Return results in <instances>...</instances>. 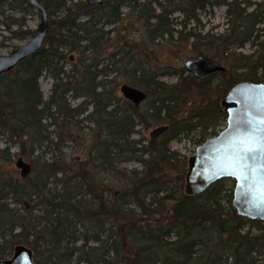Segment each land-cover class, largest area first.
I'll use <instances>...</instances> for the list:
<instances>
[{
	"label": "trees",
	"instance_id": "16d2710c",
	"mask_svg": "<svg viewBox=\"0 0 264 264\" xmlns=\"http://www.w3.org/2000/svg\"><path fill=\"white\" fill-rule=\"evenodd\" d=\"M40 2L50 17L45 46L0 76V137L8 138L0 147V261L23 245L33 251L36 264H264V224L236 214L234 182L223 179L202 194L185 195L188 159L171 148L183 136L195 133L199 146L217 135L216 128L226 122L221 102L227 93L240 82L264 83V3L106 0L91 7L81 0ZM7 4L30 8L28 0H0V25L12 35L22 33L21 38L34 36L23 31L24 18L6 16ZM215 6L226 7L228 27L202 36L201 13ZM122 7L144 21L147 41L193 40L201 54L225 62L228 70L220 73L225 83L184 71L176 84L152 75L145 82L137 53L103 57L109 40L97 26L120 23ZM175 13L182 18L173 19ZM82 17L88 21L80 22ZM247 44L256 48L251 55L237 52ZM64 50L95 57L67 72ZM125 58V67L133 69L131 86L148 95L144 110L108 79ZM43 75L53 79L49 99L40 86ZM71 97L83 101L73 107ZM162 126L168 130L155 140L133 138L139 127ZM51 127L65 134L61 142L73 128L88 129L87 162L75 169L62 158L46 162L38 156L32 166L36 176L22 181L12 169L10 143L17 141L21 154L29 151L34 158L40 149L59 146ZM133 161L141 170L123 166ZM99 173L113 175L114 181L103 185Z\"/></svg>",
	"mask_w": 264,
	"mask_h": 264
},
{
	"label": "rangeland",
	"instance_id": "374dc122",
	"mask_svg": "<svg viewBox=\"0 0 264 264\" xmlns=\"http://www.w3.org/2000/svg\"><path fill=\"white\" fill-rule=\"evenodd\" d=\"M85 1L86 0H81ZM255 4L264 3V0H251ZM255 7L250 9L253 10ZM1 10V9H0ZM3 10L8 17L14 18H24L26 21L25 27H23V31H33L35 32L38 26L41 23V16L40 14L35 11L33 8H29L26 10L25 8L18 7L17 5H10L7 4L3 7ZM97 12L104 14L103 10H97ZM122 20L120 23L116 25H104V21H102L97 28L101 29L103 33L106 34L107 40L109 42L105 46V51L103 57H107L112 53L115 52H131L137 53L139 56L138 59L143 64L145 68L146 75L144 76V81H149V76L152 75L156 77L157 80L160 82H164L166 84H176L179 80V73L184 71L185 75L191 74L186 69V64L188 61L195 60L198 57L202 56L203 54L200 53L198 46L194 45V41L191 40L187 43L183 41H177V36H175L172 40L166 37L163 40L151 42L147 41V35L145 23L143 20L137 18L135 13H132L128 7L121 8ZM98 15V14H97ZM173 19L175 18H182L180 13H175L172 16ZM1 20V18H0ZM87 17H82L80 22H87ZM201 25L198 29L202 36L207 34L208 32H213L214 34H222L227 29V17H226V7L225 6H215L211 9H208L201 13L200 17ZM193 27V24L191 25ZM264 25H261L263 28ZM201 29V30H200ZM13 31H18V27L12 26ZM197 30V32H199ZM199 32V33H200ZM22 33L12 35L9 33L5 28L0 25V56L1 55H9L14 50H16L19 46L26 44V42L32 38L33 36H23L21 38ZM129 44V45H127ZM256 50L252 44H247L244 49H240L237 52L242 53L243 55H251ZM64 54L67 55L65 60V70L70 72L73 67H78L81 64L82 60L88 59V63L91 61L95 55L91 53L81 54L78 52H69L64 50ZM203 56L211 58L213 60L219 61L222 65L228 70V67L225 62L215 59L212 56L204 54ZM126 57V56H125ZM71 58V59H70ZM126 58L123 60V67L120 68V71L111 75L109 80H112L117 83V87L119 90L120 95L123 97L122 93L120 92V87L124 84L132 85L130 74L132 73L133 69L131 67L126 68ZM107 62H104L100 65L98 69H104ZM241 72V71H240ZM76 78L78 73H70ZM234 74V73H233ZM239 74V73H237ZM237 74H234L235 76ZM237 77V76H236ZM238 79H242L239 77ZM216 85L220 82L223 84L225 80L223 79L220 73L214 75L213 79ZM40 86L42 92L44 93L45 99H49L52 95L53 89V79L49 75H43L40 79ZM143 90V89H142ZM145 92V91H144ZM73 107L79 105L83 99H72L69 98ZM146 101L141 105L142 109H146ZM86 127L91 128L93 127L92 124H85ZM226 127V122L219 125L216 128L217 134L221 130ZM159 127H151V128H137V133L133 136L134 139H139L145 137V139L150 140L151 133ZM74 130L71 131L69 137L67 135L64 137L66 141H60V137L63 134L61 129L56 127H51V139L54 142H59V146L52 144L49 148L40 149L38 152L35 153V157H29L28 153L24 155L21 154V148L17 141L15 143L11 142L12 144V154H13V162H12V169L15 175L21 178L20 171L16 168V162L18 159L23 158L26 162L30 163L33 166V161L36 160L38 156L42 158L40 161L46 162H53L55 158H62L68 164V166H74L75 169L78 168L80 165L87 162V146L91 141V134L88 129H79L73 128ZM213 137V136H211ZM68 138V139H67ZM7 137H0V147L3 148L5 146V141ZM198 137L196 134H191L189 136H183L178 140H175L171 143L172 150L178 152L181 157L186 158L189 160L190 157L195 155L196 149L198 145H196ZM31 148L28 145L27 149ZM30 150V149H29ZM124 167L128 168L129 170H141V164L138 162H130L123 165ZM98 177L100 176L103 185L112 183L114 181V177L108 173H99L97 174ZM36 176V172L32 169L31 175L29 178H34ZM234 182V181H233ZM235 183H231L230 187L234 190ZM80 231L85 232L86 229L80 227ZM95 245V243H91ZM128 253L132 254L130 248H128ZM10 258V257H9ZM8 259V258H7ZM75 264V263H73Z\"/></svg>",
	"mask_w": 264,
	"mask_h": 264
},
{
	"label": "water",
	"instance_id": "95a60500",
	"mask_svg": "<svg viewBox=\"0 0 264 264\" xmlns=\"http://www.w3.org/2000/svg\"><path fill=\"white\" fill-rule=\"evenodd\" d=\"M106 0H86L89 6H100ZM31 8L41 16V23L35 34L26 44L19 46L9 55L0 56V76L14 70L27 58L35 55L45 46L50 32V17L47 9L40 0H28ZM186 69L197 79L211 74L224 73L226 68L219 61L200 56L188 61ZM264 89V83L240 82L236 84L224 97L221 105L226 114V127L216 136L202 142L196 149L195 155L188 160L184 193L195 196L204 193L210 186L223 179L234 181L235 187L232 199V208L239 217L259 221L264 224V211L254 207V199L258 195V187L251 181L238 179L234 175H225V160L230 154L239 150L241 141L249 134L246 131V121L252 116L251 105L257 103L259 97L252 90ZM123 98L135 107H140L148 98L143 90L124 84L120 87ZM233 121L236 123L234 124ZM168 130L162 126L151 133L152 139H157ZM16 168L20 171L22 181L26 182L32 172V165L23 158L18 159ZM0 264H36L33 251L23 245L17 246L13 255Z\"/></svg>",
	"mask_w": 264,
	"mask_h": 264
},
{
	"label": "snow or ice",
	"instance_id": "6c2138e0",
	"mask_svg": "<svg viewBox=\"0 0 264 264\" xmlns=\"http://www.w3.org/2000/svg\"><path fill=\"white\" fill-rule=\"evenodd\" d=\"M252 91L259 100L250 106L252 116L244 121L249 134L240 142L239 150L225 160L223 174L254 183L259 190L254 207L264 211V89Z\"/></svg>",
	"mask_w": 264,
	"mask_h": 264
},
{
	"label": "flooded vegetation",
	"instance_id": "af4514ba",
	"mask_svg": "<svg viewBox=\"0 0 264 264\" xmlns=\"http://www.w3.org/2000/svg\"><path fill=\"white\" fill-rule=\"evenodd\" d=\"M215 74H218V73H215ZM215 74H211V75H209V76H212V75H215ZM194 76V75H193ZM209 76H207V77H209ZM195 77V76H194ZM207 77H205V78H207ZM196 78V77H195ZM202 79H204V78H202ZM198 80H200V79H198Z\"/></svg>",
	"mask_w": 264,
	"mask_h": 264
}]
</instances>
